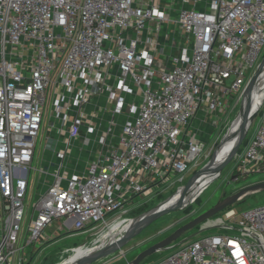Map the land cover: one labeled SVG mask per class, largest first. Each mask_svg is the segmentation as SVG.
<instances>
[{"label":"built area","instance_id":"1","mask_svg":"<svg viewBox=\"0 0 264 264\" xmlns=\"http://www.w3.org/2000/svg\"><path fill=\"white\" fill-rule=\"evenodd\" d=\"M263 46L264 0H0V264H31L57 221L68 233L129 224L135 199L178 190L204 128L236 116ZM256 117L241 175L264 173V98ZM38 140L55 159L34 168ZM206 226L230 233L152 264H264V205Z\"/></svg>","mask_w":264,"mask_h":264},{"label":"rangeland","instance_id":"2","mask_svg":"<svg viewBox=\"0 0 264 264\" xmlns=\"http://www.w3.org/2000/svg\"><path fill=\"white\" fill-rule=\"evenodd\" d=\"M264 55V46L260 52V58ZM231 105L228 104L227 112L230 110ZM238 109L235 111L237 113ZM236 118L233 117L232 113H228L227 119L222 120L219 124L218 129L213 128H204L205 131L203 135H208V139H205V152L199 158L197 163L193 165L187 173L188 178L205 162H207L210 157L213 155L216 150L219 141L223 137L226 129L231 125L232 121ZM257 122V117L252 121V128L250 133L253 131ZM223 130V131H222ZM45 135H49L48 132H45ZM57 137V136H56ZM44 141L37 143V153L34 158L32 166L34 168H41L44 165L48 166L54 161V147L50 144H46ZM50 145V147L48 146ZM78 153V152H77ZM34 172H31V179H33ZM36 178V179H35ZM33 179L34 183L31 184L29 195L31 201L34 199L38 186V175ZM39 186L45 187L48 182L47 176H42L40 178ZM264 182V173L260 174H249L241 175L237 170V155L220 171L218 177L210 183L200 195L192 202L185 205L182 209L172 211L168 214L161 216L152 223H150L146 228L141 232L135 235L130 241H128L122 248L112 255L98 260L92 264H126L128 261H131L139 252L146 249L147 247L157 243L162 240L164 237L172 233L176 228L190 221L197 215L203 213L213 205H215L221 199L233 194L238 191L240 188L257 183ZM186 182V181H185ZM180 185V182H174L173 186L164 188L161 186V192L155 197H151L149 200L146 199H135L134 202L140 204L134 206L128 213L129 217H134L155 206L159 202L163 201L170 195L174 194ZM31 195V196H30ZM264 205V191H259L254 194L246 196L243 200L234 204V207L238 210H243L247 208H252L256 206ZM31 211V210H30ZM219 215V213H218ZM114 222H111L102 230L99 231V228H91L88 231L82 233H68L66 231H61L55 229L54 227L60 226L61 221H57L53 228L46 229V232L40 237L39 241L36 243V252L32 256L31 264H55L63 259H65L70 254L94 245L97 240H101L106 243L111 235L116 231H111V227ZM199 227H195L190 231L184 233L180 240L176 241L172 248L163 250L162 252H156L145 259H143L139 264H152L160 260L161 258L166 257L172 252L174 248L182 246L184 243H179L182 239H194L200 236H203L208 233L218 232V233H230L227 230H218L216 228L202 231L197 234ZM117 233V232H116ZM197 235V236H196ZM195 236V237H194ZM193 237V238H192ZM121 252H125L121 254Z\"/></svg>","mask_w":264,"mask_h":264},{"label":"water","instance_id":"3","mask_svg":"<svg viewBox=\"0 0 264 264\" xmlns=\"http://www.w3.org/2000/svg\"><path fill=\"white\" fill-rule=\"evenodd\" d=\"M264 79V59L260 62L255 72L251 76L247 85L245 86L243 93L241 95L240 103L238 106V111L236 113V120L238 125L234 133L229 137L228 129L223 134V137L218 143V146L210 157V159L205 162L200 168H198L188 179L187 181L169 198L165 199L162 202H159L155 206L143 211L139 215H136L129 223L126 232L123 236L114 243H109L108 245L103 246L98 251H94L81 259H79L75 264H92L98 260L104 259L113 253L117 252L122 248L128 241H130L135 235L141 232L146 228L150 223L160 218L161 216L168 214L172 211L182 209L184 205L180 204L182 196L187 190L196 186L204 174L209 172L219 174L220 171L236 156L242 142L244 141L249 126L255 117V113H251V102L255 94L261 90V84ZM234 137V144L230 149L229 153L215 166L212 167L214 163L216 151L219 147L225 143L229 138ZM180 191V192H179ZM259 191H264V182H257L240 188L238 191L233 194L221 199L215 205L204 211L203 213L197 215L190 221L176 228L172 233L164 237L162 240L154 243L153 245L147 247L146 249L139 252L129 264H139L146 257L156 253L162 252L163 250L172 248L173 244L180 240L182 235L187 231L192 230L195 227H199L197 234L202 231H207L215 228V226H206V223L216 216L218 213L222 212L228 207L233 206L237 202L243 200L246 196L254 194ZM180 193L179 197L176 200L171 202V205L168 207L162 208L161 206L168 202L175 194ZM197 236V235H196ZM195 237V236H194ZM193 238V237H192ZM191 239V238H190ZM188 239V240H190ZM186 242V239H182L179 243Z\"/></svg>","mask_w":264,"mask_h":264},{"label":"bare ground","instance_id":"4","mask_svg":"<svg viewBox=\"0 0 264 264\" xmlns=\"http://www.w3.org/2000/svg\"><path fill=\"white\" fill-rule=\"evenodd\" d=\"M263 98H264V81L261 84V90H259L252 99L251 113H256L258 111V108ZM237 125H238V121L235 118L232 121L230 128L228 130V133H227V134H230L229 137L234 133V131L237 128ZM234 140L235 138L232 136L219 147V149L216 151L215 159H214L215 161L212 164V167H215L229 153L230 149L232 148L234 144ZM218 175L219 174L211 173V172L204 174L196 186H193L192 188H190L189 190L185 192V194L182 196L180 200V204L185 206L188 203L194 201L200 195V193L218 177ZM179 192L175 194L168 202L163 204L161 207L164 208V207H168L169 205H171V202L173 200H176L179 197L180 195ZM172 195H170L169 197H171ZM113 222L114 224L111 227V231L113 232L116 231L117 233L114 232V234L111 235V238L106 243H104L101 240H97L94 243V245L80 249L55 264H75L82 257L94 251H98L103 246L108 245L109 243L117 242L123 236L124 231L127 230L129 224H126L124 220H115Z\"/></svg>","mask_w":264,"mask_h":264},{"label":"crops","instance_id":"5","mask_svg":"<svg viewBox=\"0 0 264 264\" xmlns=\"http://www.w3.org/2000/svg\"><path fill=\"white\" fill-rule=\"evenodd\" d=\"M54 225H55V224H54ZM49 228H53V226H52V227H49ZM54 228H55V227H54ZM54 228H53V229H54ZM45 232H46V231H45Z\"/></svg>","mask_w":264,"mask_h":264},{"label":"trees","instance_id":"6","mask_svg":"<svg viewBox=\"0 0 264 264\" xmlns=\"http://www.w3.org/2000/svg\"><path fill=\"white\" fill-rule=\"evenodd\" d=\"M142 212H143V211H142ZM142 212H141V213H142ZM139 214H140V213H139ZM139 214H138V215H139Z\"/></svg>","mask_w":264,"mask_h":264}]
</instances>
